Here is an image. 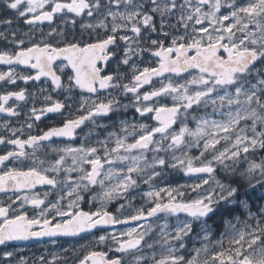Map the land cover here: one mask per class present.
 <instances>
[{"label":"snow or ice","instance_id":"obj_1","mask_svg":"<svg viewBox=\"0 0 264 264\" xmlns=\"http://www.w3.org/2000/svg\"><path fill=\"white\" fill-rule=\"evenodd\" d=\"M0 66V264H264V0H0Z\"/></svg>","mask_w":264,"mask_h":264},{"label":"flooded vegetation","instance_id":"obj_2","mask_svg":"<svg viewBox=\"0 0 264 264\" xmlns=\"http://www.w3.org/2000/svg\"><path fill=\"white\" fill-rule=\"evenodd\" d=\"M4 67L5 66H0V70H4ZM6 87L11 89V88H14L15 86L8 85ZM3 90H4V88L2 86H0V91H3ZM2 120H3V117H0V121H2ZM149 122L151 123V121H149ZM101 131H103V130H101ZM170 175L172 177V181H170L169 179L168 180L170 183H173V184H177L178 182L180 184L186 183V182L191 183V182L195 181V178H189V177L184 176L182 173L171 171V170H169V173L167 176L170 178ZM0 196H2V194H0ZM134 203L138 205L139 199H137ZM83 207L85 208V210H89V208H90V206L88 204L83 205ZM114 208H115V205L110 206V210L114 209ZM209 223H212V221H209ZM217 223H219V221H217ZM129 226H124V225L117 226V230H121V229H123L125 227H129ZM215 226H216V224H215ZM83 242L84 241H80L79 238H76L74 240L73 239H60L59 244H57L55 247L49 241L41 242L38 244H32V245H22V246L15 245L14 247H15V251L18 254V256H25V255L27 256L30 253H32L34 256V255H38V254L43 253V251L48 249L49 247H51L50 251H53V250L62 251V249L60 248V244H62L64 247L71 248L74 244L78 245L79 243H83ZM8 250H12V249L9 248ZM3 251H5L4 246H0V255H2Z\"/></svg>","mask_w":264,"mask_h":264},{"label":"rangeland","instance_id":"obj_3","mask_svg":"<svg viewBox=\"0 0 264 264\" xmlns=\"http://www.w3.org/2000/svg\"><path fill=\"white\" fill-rule=\"evenodd\" d=\"M190 126H191V125H190ZM193 153H196V150H195V149H193ZM171 171H172V170H171ZM168 179H169L170 181H172V177H171V175H170V178L167 176V182H169ZM171 184H173V183H171ZM177 184H180V183L178 182ZM177 184H173V185H177ZM142 187H143V188H147L146 185H144V186H142ZM137 199H139V203H138V205H139V204L141 203L140 197L137 196L136 200H137ZM136 200H135V201H136ZM210 224H212V223H210ZM212 226H213L214 229H216L215 224H213ZM222 230H223L222 228L217 229V231H222ZM50 249H51V247H49L48 249L44 250L43 253H41V254H45V255H47V254L50 252ZM38 255H39V254H38ZM32 256H33V254L30 253V254H28L27 256L25 255L24 257L30 259Z\"/></svg>","mask_w":264,"mask_h":264},{"label":"water","instance_id":"obj_4","mask_svg":"<svg viewBox=\"0 0 264 264\" xmlns=\"http://www.w3.org/2000/svg\"><path fill=\"white\" fill-rule=\"evenodd\" d=\"M195 178V177H193ZM60 239H66V238H60ZM48 240L45 239L43 241H30V242H26V243H20V244H17L18 246H22V245H32V244H38V243H41V242H47Z\"/></svg>","mask_w":264,"mask_h":264}]
</instances>
